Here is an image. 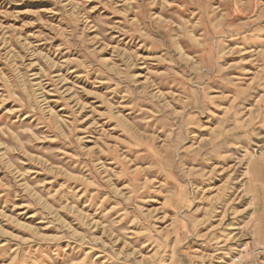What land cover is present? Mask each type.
Segmentation results:
<instances>
[{
    "label": "rangeland",
    "instance_id": "1",
    "mask_svg": "<svg viewBox=\"0 0 264 264\" xmlns=\"http://www.w3.org/2000/svg\"><path fill=\"white\" fill-rule=\"evenodd\" d=\"M263 149L264 0H0V264H248Z\"/></svg>",
    "mask_w": 264,
    "mask_h": 264
},
{
    "label": "crops",
    "instance_id": "2",
    "mask_svg": "<svg viewBox=\"0 0 264 264\" xmlns=\"http://www.w3.org/2000/svg\"><path fill=\"white\" fill-rule=\"evenodd\" d=\"M243 189L246 205L241 210L246 238L264 246V149L249 162Z\"/></svg>",
    "mask_w": 264,
    "mask_h": 264
},
{
    "label": "built area",
    "instance_id": "3",
    "mask_svg": "<svg viewBox=\"0 0 264 264\" xmlns=\"http://www.w3.org/2000/svg\"><path fill=\"white\" fill-rule=\"evenodd\" d=\"M247 255H251L252 258L248 264H264V246L254 245L252 248L242 247L241 255L238 256L237 262L243 261Z\"/></svg>",
    "mask_w": 264,
    "mask_h": 264
}]
</instances>
